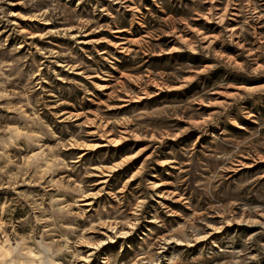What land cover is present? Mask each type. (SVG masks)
I'll list each match as a JSON object with an SVG mask.
<instances>
[{
	"label": "rangeland",
	"instance_id": "obj_1",
	"mask_svg": "<svg viewBox=\"0 0 264 264\" xmlns=\"http://www.w3.org/2000/svg\"><path fill=\"white\" fill-rule=\"evenodd\" d=\"M264 264V0H0V264Z\"/></svg>",
	"mask_w": 264,
	"mask_h": 264
},
{
	"label": "bare ground",
	"instance_id": "obj_2",
	"mask_svg": "<svg viewBox=\"0 0 264 264\" xmlns=\"http://www.w3.org/2000/svg\"><path fill=\"white\" fill-rule=\"evenodd\" d=\"M52 264H54V263H52Z\"/></svg>",
	"mask_w": 264,
	"mask_h": 264
}]
</instances>
